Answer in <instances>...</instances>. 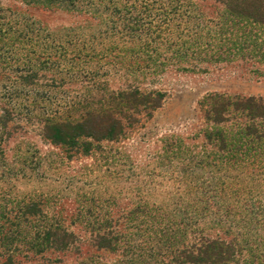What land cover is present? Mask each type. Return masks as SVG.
I'll return each mask as SVG.
<instances>
[{"label": "rangeland", "instance_id": "rangeland-1", "mask_svg": "<svg viewBox=\"0 0 264 264\" xmlns=\"http://www.w3.org/2000/svg\"><path fill=\"white\" fill-rule=\"evenodd\" d=\"M253 2L0 0V264H124L165 215L264 260Z\"/></svg>", "mask_w": 264, "mask_h": 264}, {"label": "trees", "instance_id": "trees-1", "mask_svg": "<svg viewBox=\"0 0 264 264\" xmlns=\"http://www.w3.org/2000/svg\"><path fill=\"white\" fill-rule=\"evenodd\" d=\"M253 1V4L261 9V13L259 14L262 21H264V0ZM215 111L216 114L219 115L220 111L217 108ZM210 133L214 136V139H216V135H219L221 140L226 137L222 132L216 131L215 129ZM213 197L214 196H210V201L216 200L213 199ZM225 211L227 215L232 216L231 213H233V211L229 206L227 208L226 204ZM250 214L251 213H248V216H250ZM191 215L192 214L190 213V217ZM190 219L191 218H189V220ZM156 222L157 221L153 220L147 234L142 235V231L138 233V240L141 241L132 246L131 260L124 264H151V262L149 263V261H146L151 254H148V250L161 256L160 264H254L250 263L248 260H240L238 254L235 252L236 246H234L235 243L233 241L227 242L205 237L192 245H188L185 240L183 241V239H181V237L184 236L183 230L179 228V223L182 222L181 220L177 225L175 219L171 221L169 216L165 215L160 224H156ZM118 234L117 229L115 232L114 229H110V232L108 233V241L106 238L104 239L108 244H112V242L117 243L122 238L118 237ZM177 234L180 235L176 241ZM172 237L174 238V241H172ZM156 240L157 243H154ZM106 247L109 248V245H106ZM150 256H152V254ZM260 264H264V260H262Z\"/></svg>", "mask_w": 264, "mask_h": 264}]
</instances>
